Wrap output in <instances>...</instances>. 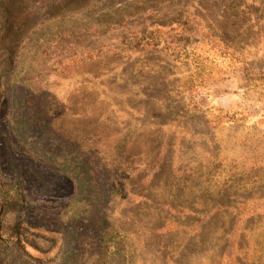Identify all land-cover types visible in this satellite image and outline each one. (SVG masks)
Listing matches in <instances>:
<instances>
[{"label": "rangeland", "instance_id": "obj_1", "mask_svg": "<svg viewBox=\"0 0 264 264\" xmlns=\"http://www.w3.org/2000/svg\"><path fill=\"white\" fill-rule=\"evenodd\" d=\"M0 264H264V0H0Z\"/></svg>", "mask_w": 264, "mask_h": 264}, {"label": "trees", "instance_id": "obj_2", "mask_svg": "<svg viewBox=\"0 0 264 264\" xmlns=\"http://www.w3.org/2000/svg\"><path fill=\"white\" fill-rule=\"evenodd\" d=\"M171 40V39H170ZM139 43L141 44H144L146 46H151L152 48H158V47H161L162 44H165L167 47H170L168 44H169V40H167V38H157V37H154L153 39H151L149 37V35H144L143 37H141L140 40H138ZM184 42L185 40H180V42Z\"/></svg>", "mask_w": 264, "mask_h": 264}]
</instances>
